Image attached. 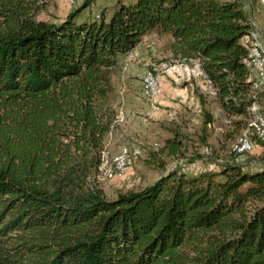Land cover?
Masks as SVG:
<instances>
[{"label": "trees", "instance_id": "trees-1", "mask_svg": "<svg viewBox=\"0 0 264 264\" xmlns=\"http://www.w3.org/2000/svg\"><path fill=\"white\" fill-rule=\"evenodd\" d=\"M257 1L117 0L99 19L85 2L49 22L38 0H0V264H264V164L173 169L114 197L97 179L114 76L151 30L195 64L238 140L263 89L249 59Z\"/></svg>", "mask_w": 264, "mask_h": 264}, {"label": "rangeland", "instance_id": "rangeland-1", "mask_svg": "<svg viewBox=\"0 0 264 264\" xmlns=\"http://www.w3.org/2000/svg\"><path fill=\"white\" fill-rule=\"evenodd\" d=\"M116 1L38 0L34 13L36 19L52 22L89 2L83 17L99 19L102 14L108 16ZM261 1L251 3L246 9L253 22L251 31L263 46L264 0ZM248 39L252 43V35ZM169 43L168 35L151 30L122 58L121 68L114 76L117 126L107 139V157L97 177L107 197H114L118 191L141 189L173 169L187 174L218 170L224 162L238 157L233 153L240 155L234 149L242 134L251 129L252 120L235 142L241 129L220 120L214 91L195 64H183L172 57ZM149 73L160 82V92L154 96L148 95L145 83ZM262 88L255 101L258 114L264 118ZM205 113L213 118L207 125ZM253 139V149L238 158L247 169L264 164V149H261L264 144ZM168 140L180 142L177 153L168 152L165 147ZM135 150H140L137 156ZM123 156H126V160L122 158L125 166L117 165V158ZM119 171L124 173L119 175Z\"/></svg>", "mask_w": 264, "mask_h": 264}, {"label": "bare ground", "instance_id": "bare-ground-1", "mask_svg": "<svg viewBox=\"0 0 264 264\" xmlns=\"http://www.w3.org/2000/svg\"><path fill=\"white\" fill-rule=\"evenodd\" d=\"M252 38H253L254 42H256V46L251 51L250 57L254 58L255 61H262V47L263 46L261 45V43H258L259 40H258L257 35L255 33H252ZM261 70H262V72H264V62L261 63ZM151 75H153V74H151ZM148 81H149V77L145 80V83L148 87V95L149 96H154L157 94V92H160V91L154 90V89H160V82L158 81L157 77L150 76V84L151 85L148 84ZM257 84H260V83H257ZM258 110L259 109H258L257 103H255L251 109V111L253 113L251 129H248L247 131H245V133L242 135V137L240 138L238 144L236 145V147L234 149L235 152L240 154V155H243L246 152L248 153L249 151H251V150H245V145L246 146H253V142H252V138H251V136H255V129H253V128H258V136L263 137V138H259V140L264 141V119L258 114ZM139 152H140V150H135L134 155L137 156V154ZM122 158L126 160V156H123ZM118 165L125 166V162H122V164H118Z\"/></svg>", "mask_w": 264, "mask_h": 264}, {"label": "built area", "instance_id": "built-area-1", "mask_svg": "<svg viewBox=\"0 0 264 264\" xmlns=\"http://www.w3.org/2000/svg\"><path fill=\"white\" fill-rule=\"evenodd\" d=\"M250 59V63H252V65L254 66L255 69V79H256V83H260V88L264 87V72H262L261 70V63L264 62V44L262 47V61H255L254 58H249ZM150 76L151 73H149V81L148 84H150ZM161 89V88H160ZM160 89H154L155 91H159ZM255 129V137L259 140V138H263L258 136V128H253ZM253 146H246L245 145V150H252ZM240 157H237V162H239L240 160L238 159ZM118 164H122V157H118L117 158V165ZM119 175L123 173V171H119L118 172Z\"/></svg>", "mask_w": 264, "mask_h": 264}, {"label": "crops", "instance_id": "crops-1", "mask_svg": "<svg viewBox=\"0 0 264 264\" xmlns=\"http://www.w3.org/2000/svg\"><path fill=\"white\" fill-rule=\"evenodd\" d=\"M254 70V72H255V69H253ZM257 85H259L260 86V84H257ZM219 110H220V113L218 114V116L220 117V120L226 125L227 124V120H226V118H225V116H224V113H223V110L219 107ZM194 111V110H193ZM195 111H201V110H195ZM264 119V118H263ZM261 149H264L263 148V146L261 147Z\"/></svg>", "mask_w": 264, "mask_h": 264}]
</instances>
